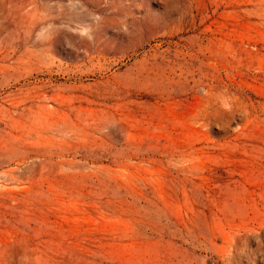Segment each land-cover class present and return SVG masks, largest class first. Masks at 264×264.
I'll return each instance as SVG.
<instances>
[{
  "label": "rangeland",
  "instance_id": "rangeland-1",
  "mask_svg": "<svg viewBox=\"0 0 264 264\" xmlns=\"http://www.w3.org/2000/svg\"><path fill=\"white\" fill-rule=\"evenodd\" d=\"M263 86L264 0H0V264H264Z\"/></svg>",
  "mask_w": 264,
  "mask_h": 264
},
{
  "label": "bare ground",
  "instance_id": "bare-ground-1",
  "mask_svg": "<svg viewBox=\"0 0 264 264\" xmlns=\"http://www.w3.org/2000/svg\"><path fill=\"white\" fill-rule=\"evenodd\" d=\"M237 76V75H236ZM263 77V76H262ZM236 82V81H235ZM264 87V86H263ZM255 90V89H254ZM262 92V91H261ZM262 94V93H261ZM263 95V94H262ZM173 113H176V112H173ZM180 116V115H179ZM262 116V115H261ZM226 237V236H225Z\"/></svg>",
  "mask_w": 264,
  "mask_h": 264
}]
</instances>
